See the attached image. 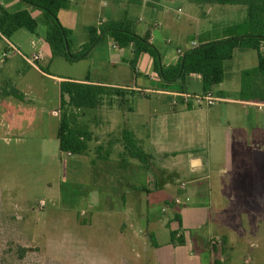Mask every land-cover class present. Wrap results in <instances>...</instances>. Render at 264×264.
<instances>
[{
    "label": "crops",
    "instance_id": "crops-1",
    "mask_svg": "<svg viewBox=\"0 0 264 264\" xmlns=\"http://www.w3.org/2000/svg\"><path fill=\"white\" fill-rule=\"evenodd\" d=\"M172 1L156 0L149 3V0H71L68 8L59 12V19L64 27L72 31V50L79 53L89 42L90 27H98L107 21L132 19L135 16L137 19L133 22L134 31L149 38L160 52L164 66L175 65L185 51L203 42L225 39L241 34L240 30H243L242 33L246 31L244 21L247 15L238 22L231 21L221 32L220 26L214 25L209 17L213 14L219 17L225 12L219 7L210 8L211 13L197 8L217 4L196 5L189 0L192 5L197 6L191 9L195 14L189 15L185 20L178 16L180 20H176L173 16L175 11ZM22 4L20 0H0V5L11 12L26 9L27 6ZM28 9L40 24L45 22L41 11ZM235 11L243 10L236 8ZM181 12L179 8L178 15ZM199 23H204L199 37H187L186 45H181L179 40L186 37L187 29ZM45 35L46 26L45 32L38 33V39L32 41L34 48L40 46L38 52L32 57H27H39L33 65L26 61V56H21L20 51L21 54L12 51L10 44L17 49L21 47L14 43L12 38L8 39L9 44L0 37V64L4 67L9 65L7 72L13 70L16 78L14 82L0 81V109L16 116L18 111L25 113L24 106H27V103H31L32 107L36 100L44 101L47 95L45 79L57 82L59 89L63 80L72 79L77 82L88 80L92 84L127 92L126 96L134 98L131 100L132 104L124 111L114 110L109 116L108 127L114 135H122L124 130L131 131L138 145L147 154L148 161H153L151 166L149 163L145 166L129 157L124 146L120 150L107 149L104 155L98 154L94 158L88 156L91 152L80 155L86 159L84 164L94 165L90 170L94 179L105 181L102 177L105 175L108 179L105 184L110 180L120 191L118 197L123 207L121 214L109 211L115 216L122 215L121 227L127 225L123 231L121 227L117 230L118 239L127 244L136 243L131 229L135 227L137 219H143L151 225V237L157 242V231L161 224L152 221L150 214L156 204L170 202L176 206H168L176 212L174 218L165 226L168 228V225L171 227L173 223H178L175 218L178 213L181 216L179 223L182 224L186 242L190 241L194 246L209 252L210 237L223 236L220 230L221 222L210 213L209 204L215 185L210 182L208 172L201 177L212 166L213 154H222L224 150L223 153L230 155V159L232 157L233 160L234 156L231 165L241 167L242 172L259 173V163L264 168V102L241 98L242 73L259 65L258 52L250 48L235 50L233 59L225 63V80L210 92L221 100L208 106L187 102L182 96L206 94L203 92L201 75L192 74L183 81L167 83L157 75L153 60L146 53L138 57L136 73L130 64L135 58L133 45L126 48L116 47L110 36L107 37L111 42L106 56L101 55L100 46H95L87 57L80 61L89 65V71L85 75L78 78L50 74L45 70L58 57H53ZM260 51L264 55V43ZM4 53H7V56H4ZM18 56L25 63L24 66L17 63ZM153 93L159 97L148 101L146 98ZM41 113H44V108H41ZM121 113L124 115V121L120 120ZM53 115L59 117V111H54ZM60 125L61 122L57 138ZM61 153L68 157L75 156ZM153 170L157 173L169 171L173 177L171 180H165L159 175L157 177ZM230 170L232 173L231 167ZM187 173L190 177L185 183L181 181V176ZM238 173H235L236 177ZM150 184H154L156 189H149ZM219 191L224 197L231 198L227 199V202L259 203L263 200L261 197H264V183L253 191L244 180L224 179ZM175 192L179 197L171 196ZM198 210V218L195 221ZM184 211L193 212L191 223L186 222ZM165 248L172 249L170 241L163 245L158 244L157 247L150 246L148 252L153 254L154 251L155 259L160 262L159 256ZM150 259L152 255L148 257L149 261ZM209 261L211 262L210 258Z\"/></svg>",
    "mask_w": 264,
    "mask_h": 264
},
{
    "label": "rangeland",
    "instance_id": "rangeland-1",
    "mask_svg": "<svg viewBox=\"0 0 264 264\" xmlns=\"http://www.w3.org/2000/svg\"><path fill=\"white\" fill-rule=\"evenodd\" d=\"M172 5L174 19L180 20L177 18L180 16L185 20L195 14L191 9L199 4L192 5L189 0H173ZM216 7L225 14L219 17L213 14L209 18L214 25L220 26L221 32L231 21L238 22L247 15V7L242 5L217 4L197 8L211 13L210 8ZM179 8L182 12L178 15ZM236 8L243 10L242 13L236 12ZM135 19V16L125 19L133 24V29ZM204 23L188 28L186 37L180 39L179 43L185 46L187 37L197 39ZM45 26V22H41L39 34L45 32ZM37 39V34L26 29L19 30L12 37V41L21 46L18 49L22 57H32L39 51V45L35 48L32 46V41ZM110 40L105 38L97 45L100 46L101 55H107ZM16 59L19 65H25L20 56ZM8 68L9 65L4 67L0 64V81L16 80L13 70L7 72ZM45 71L60 77L79 78L89 71V65L87 62H68L58 57ZM45 85V100H36L32 107L31 103H27L25 113L18 111L14 116L0 109V264H264V197L259 203L227 202L231 198L224 197L219 191L224 179L237 178L244 180L253 191L257 190L264 183L261 163L259 173L242 172L241 167L231 165L234 156L233 160L232 157L230 159V155L223 153L224 150L222 154H213L212 166L201 177L208 172L210 182L215 185L209 204L210 213L221 222V235L225 237H210L209 252L190 241L187 243L185 237L184 244L178 241L171 243L172 229L179 230L184 236L182 224L173 223L167 228L166 223L174 218L176 211L171 210L167 203L156 204L150 215L152 221L161 224L157 231V243L163 245L170 241L172 246L171 250L165 248L161 252L160 262H157L154 251L153 254L148 252L150 246L155 247L151 225L146 220L137 219L135 227L131 229L136 243L120 241L117 230L122 225V215L109 213L113 210L121 214L123 207L119 202L118 187L110 180L105 184L108 180L105 175L102 176L105 181L94 179L90 171L94 165L84 164L86 159L80 155H63L57 138L59 123L66 114L72 127L90 134L89 157L104 155L107 149L120 150L123 147V132L122 135L110 132L109 116L114 110L127 109L134 98L126 96L127 92L123 90L107 88L97 108L79 110L61 106L57 82L45 79ZM175 88L179 89L178 86ZM157 97L153 93L146 99L156 100ZM41 108H44V113H41ZM54 111H59V117L53 115ZM122 113L120 120L124 121ZM152 162L148 161L150 166ZM236 172H239L237 177ZM155 174L165 180L173 177L169 171ZM189 177L187 173L181 176V181L187 183ZM149 189L155 190L156 187L150 184ZM171 196L179 197L176 192ZM184 213L186 222L191 223L193 212ZM198 213L199 210L196 218L193 217L195 221ZM121 228L123 231L127 225Z\"/></svg>",
    "mask_w": 264,
    "mask_h": 264
},
{
    "label": "trees",
    "instance_id": "trees-1",
    "mask_svg": "<svg viewBox=\"0 0 264 264\" xmlns=\"http://www.w3.org/2000/svg\"><path fill=\"white\" fill-rule=\"evenodd\" d=\"M27 8L11 12L0 5V32L8 39L21 30L26 29L32 34H38L40 23L28 8L39 10L45 19L46 35L53 57H63L68 62L84 60L91 50L107 37L113 38L119 48L133 45L135 58L130 62L137 72L138 57L149 54L153 60L155 72L167 83L183 81L187 76L198 74L202 77L203 92L210 93L215 86L225 80V63L233 59L237 48L254 49L259 54V65L242 73L241 98L264 102V55L261 45L264 43V0H191L195 4L242 5L247 7L244 21L246 31L229 36L225 39L203 42L184 52L175 65L164 66L158 49L149 41L148 37L138 35L133 24L128 20L107 21L98 27L89 28V42L82 51H72V31L62 25L59 12L68 8L71 0H20ZM152 1L156 0H149ZM106 86L87 82H77L65 79L60 83L61 106L74 109H95L101 104V96L105 94ZM59 148L63 153L84 155L89 150L90 134L86 130L72 127L65 114L61 120L59 132ZM123 146L128 156L147 166L148 156L138 145L134 134L129 130L123 131ZM174 207V203L167 202ZM176 206V205H175ZM175 218L181 223V216L176 213ZM168 228L170 226L168 225ZM171 243L178 241L185 243L184 236L179 231H170ZM153 245L158 243L152 238Z\"/></svg>",
    "mask_w": 264,
    "mask_h": 264
},
{
    "label": "built area",
    "instance_id": "built-area-1",
    "mask_svg": "<svg viewBox=\"0 0 264 264\" xmlns=\"http://www.w3.org/2000/svg\"><path fill=\"white\" fill-rule=\"evenodd\" d=\"M0 37H2L3 39H5L8 43V38H6L1 32H0ZM10 44V43H9ZM116 46V44H114ZM195 45V44H192V46ZM11 46V49L12 51H16V52H19V50L12 44H10ZM117 47V46H116ZM20 53V52H19ZM21 54V53H20ZM4 56H7V53H4ZM39 57L38 56H35L34 58H27L25 57L26 61L29 62L30 64H34V62L38 59ZM183 98L188 102V101H192V102H195L196 104H206L208 106H211L213 104H215L216 102H219L221 99L214 96L213 94L211 93H206V94H201V95H198V94H195V95H188V94H185V95H182ZM55 114H57L55 112ZM71 155V153H68ZM179 203V201H177ZM44 203L42 202V205Z\"/></svg>",
    "mask_w": 264,
    "mask_h": 264
}]
</instances>
